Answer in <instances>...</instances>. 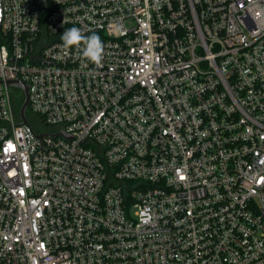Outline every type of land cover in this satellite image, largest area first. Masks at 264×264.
Instances as JSON below:
<instances>
[{
	"label": "built area",
	"instance_id": "1",
	"mask_svg": "<svg viewBox=\"0 0 264 264\" xmlns=\"http://www.w3.org/2000/svg\"><path fill=\"white\" fill-rule=\"evenodd\" d=\"M0 81V264H264V0H0Z\"/></svg>",
	"mask_w": 264,
	"mask_h": 264
},
{
	"label": "clouds",
	"instance_id": "2",
	"mask_svg": "<svg viewBox=\"0 0 264 264\" xmlns=\"http://www.w3.org/2000/svg\"><path fill=\"white\" fill-rule=\"evenodd\" d=\"M60 39L65 49L75 46L81 50L82 56L86 60L97 65L101 64L104 56V44L99 35L95 33L85 35L80 28L71 27L62 32Z\"/></svg>",
	"mask_w": 264,
	"mask_h": 264
},
{
	"label": "water",
	"instance_id": "3",
	"mask_svg": "<svg viewBox=\"0 0 264 264\" xmlns=\"http://www.w3.org/2000/svg\"><path fill=\"white\" fill-rule=\"evenodd\" d=\"M0 83H2V81H0ZM7 83L13 87H19L23 91V102L19 108V116H20L19 123L27 124L28 122L26 119V111L28 108V86L24 82L18 79L8 81ZM37 137H40V136L37 135Z\"/></svg>",
	"mask_w": 264,
	"mask_h": 264
},
{
	"label": "trees",
	"instance_id": "4",
	"mask_svg": "<svg viewBox=\"0 0 264 264\" xmlns=\"http://www.w3.org/2000/svg\"><path fill=\"white\" fill-rule=\"evenodd\" d=\"M12 90V97H13V102H14V107H15V110L18 112L19 111V108L23 102V91L20 89V88H17V87H13L11 88ZM27 115L30 119V116L35 120V121H38L39 122V118L38 116L34 115V114H31L29 112V110L27 109Z\"/></svg>",
	"mask_w": 264,
	"mask_h": 264
},
{
	"label": "rangeland",
	"instance_id": "5",
	"mask_svg": "<svg viewBox=\"0 0 264 264\" xmlns=\"http://www.w3.org/2000/svg\"><path fill=\"white\" fill-rule=\"evenodd\" d=\"M30 122L33 124V125H38L39 122L38 121H35L31 116H30Z\"/></svg>",
	"mask_w": 264,
	"mask_h": 264
},
{
	"label": "flooded vegetation",
	"instance_id": "6",
	"mask_svg": "<svg viewBox=\"0 0 264 264\" xmlns=\"http://www.w3.org/2000/svg\"><path fill=\"white\" fill-rule=\"evenodd\" d=\"M17 88H19V87H17Z\"/></svg>",
	"mask_w": 264,
	"mask_h": 264
}]
</instances>
